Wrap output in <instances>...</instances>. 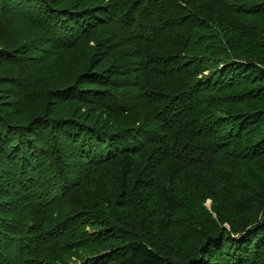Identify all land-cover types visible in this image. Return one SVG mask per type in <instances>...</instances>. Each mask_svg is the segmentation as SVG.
Segmentation results:
<instances>
[{
    "label": "trees",
    "instance_id": "obj_1",
    "mask_svg": "<svg viewBox=\"0 0 264 264\" xmlns=\"http://www.w3.org/2000/svg\"><path fill=\"white\" fill-rule=\"evenodd\" d=\"M230 2L0 0V27L22 26L40 36L20 49L0 50V66L22 71L7 77L19 102L25 103L21 95L31 101L49 67L61 74L63 84L51 81L62 91L61 103L71 107L65 117H38L30 130L11 125L0 110V264H180L129 228L125 215L139 206L180 233L192 222L182 184L192 182L199 194L204 172L222 178L231 163L264 160V135L245 146L256 117L244 119L238 111L214 117L217 99L241 82L231 64H212L213 48L199 36L218 22L208 12L220 7L247 16L264 6L231 9ZM221 23L216 30L226 24L239 44L246 27L233 19ZM86 45L90 62L76 56L77 65H69L67 55ZM58 60H66L65 69ZM83 111L108 126L100 119L87 125ZM112 121L129 127L111 133ZM259 194L264 198V183ZM234 205L245 210L252 202ZM220 240L208 238L199 264H259L263 258L262 240Z\"/></svg>",
    "mask_w": 264,
    "mask_h": 264
},
{
    "label": "rangeland",
    "instance_id": "obj_2",
    "mask_svg": "<svg viewBox=\"0 0 264 264\" xmlns=\"http://www.w3.org/2000/svg\"><path fill=\"white\" fill-rule=\"evenodd\" d=\"M229 1L231 2L228 4V7L231 9L239 7L244 3L247 5H251L253 2L264 3V0ZM61 7H64V5ZM214 8L218 9L208 12L210 16L207 17L218 20L216 23L217 28H220L219 23H227L228 19L240 22L246 27V29H243L245 31L240 43L237 45V39H234L233 33L231 31L227 33V30H225L228 29L226 24L221 25L224 28L221 31L216 30L215 26L209 24V28L203 27L199 33V36H207L208 45L213 48L212 64L214 66L216 64L219 66L222 64L224 66L225 63L231 64L232 66L229 68H233L237 72L241 82L238 87L230 88L229 91L223 93L221 99H217L219 105L216 108L217 115L214 117L217 119L224 116H235V111L240 112V116L244 119L256 117L257 121L249 128L251 131L249 139L246 138L245 140V146L250 147L260 142V138L264 135V6L261 12L247 16H242L241 13L234 11V14H229L230 9L228 8L226 10L219 9L220 7ZM248 31L250 32L247 34ZM18 32L19 34L16 35ZM32 33L33 31L22 26L3 25L0 27V50L8 49L11 51L20 49L23 45H27L31 39L34 40L37 37L33 33L34 37L36 36L34 38ZM92 46L93 43L91 44ZM89 48L90 46L86 45L82 48L83 50L75 52L74 56L67 55L69 65L71 62L77 65L74 61V57L76 56H82L83 62H90L83 55L84 53L89 55L91 52ZM219 56L221 59L218 58ZM199 58L202 60L201 56ZM66 63V60L56 61V64L63 69L66 68ZM76 65L73 66L76 67ZM11 71L22 73V71L19 72L12 65L0 66V92L2 93V95L0 93V110L1 114L9 116L11 125L22 123L27 125L26 130H30L37 124L34 122L40 116L47 117L49 113H53L56 118H61L68 115L71 107L61 103L63 101L59 95L62 91L59 88L56 89L53 86L56 83L51 81L55 79L58 83L63 84L61 74L53 73V69L48 67L45 72L46 74L44 73L43 77L38 80L41 83L36 88L34 87L31 102H25L21 95L23 102H25L23 108V105L18 102L19 94L16 87L7 80ZM67 74L68 71L63 73L66 79L69 77ZM65 83H68V80H65ZM53 90H56V92ZM40 91H42L41 94ZM235 96H240L241 99H233ZM5 100L8 101L6 102ZM81 116L87 125H93L100 119L98 117L95 118V114L88 116L86 111H83ZM106 122L104 118L102 120L103 127L108 126ZM111 124L112 126L114 125L115 129L113 132L126 130L129 127L127 125H119L114 121ZM50 128L51 126H49V130H51ZM227 170L222 178L216 172H204L202 179H199L203 182L199 194H197L199 191L197 186L195 188L190 185L192 182L181 185L183 192L190 194L189 202L191 208L189 212L191 216L189 214L188 216L192 222L191 226L185 224L180 233H174L175 226L173 222L168 224L166 221L160 219L159 214L158 216H154L153 211L142 213L138 210L139 206L134 205L130 208L131 213H128L129 216L125 215V218H127L125 224L129 228L143 232L145 236L149 237L148 242L150 245L155 244L157 248L163 250L164 254H168V257L180 264H199L201 259H203L202 248L208 238L213 236H218L221 239L220 242L226 241L229 245L247 238H256L258 241L262 240L261 244L264 245V198H261L259 194L264 183V160H244L235 165L231 163ZM217 180H219V184L215 183ZM213 183H215V187L210 186ZM155 198L158 200L157 197H153L151 200L155 201ZM236 201L244 202L245 207H248L251 201L252 206L245 210H240L234 205ZM113 205L110 207L112 210L117 211ZM150 206L156 205L151 201ZM184 217L186 218L187 216ZM144 218H146L147 222L146 224H141ZM172 220L176 221L177 219L172 218ZM154 231L159 236H156ZM182 232L185 233V237L181 236ZM195 261L198 262L195 263ZM259 264H264V255Z\"/></svg>",
    "mask_w": 264,
    "mask_h": 264
},
{
    "label": "bare ground",
    "instance_id": "obj_3",
    "mask_svg": "<svg viewBox=\"0 0 264 264\" xmlns=\"http://www.w3.org/2000/svg\"><path fill=\"white\" fill-rule=\"evenodd\" d=\"M31 5H32V4H31ZM43 5H44V4H43ZM37 6H38V5H37ZM44 6H45V5H44ZM30 13H32V12H30ZM29 15H30V14H29ZM22 16H23V15H22ZM28 18H29V17H28ZM9 21H10V20H9ZM41 26H42V25H41ZM42 29H43V28H42ZM45 29H46V28H45ZM39 30H40V25H39ZM46 30H48V29H46ZM34 32H35V31H33V33H34ZM37 32H38V30H37ZM37 32H35L34 34L36 35ZM42 32H43V31H42ZM33 33H32V34H33ZM38 33H39V32H38ZM38 33H37V34H38ZM18 34H19V32H18L16 35H18ZM32 34H31V35H32ZM34 34H33V37H34ZM5 35H6V34H5ZM13 35H14V34H13ZM8 36H9V35H8ZM26 36H27V35H26ZM36 36L38 37L39 35H36ZM36 36H35V37H36ZM44 36H45V35H44ZM44 36H43V37H44ZM35 37H34V38H35ZM46 37H48V36H46ZM50 37H51V36H50ZM11 38H12V37H11ZM14 38H15V37H14ZM23 38H24V36H23ZM27 38H28V37H27ZM30 38H31V37H30ZM6 39H7V38H6ZM6 39H5V42H6ZM8 39H9V37H8ZM8 39H7V40H8ZM37 39L40 40V36H39V38H37ZM10 40H11V39H10ZM17 40H18V39H17ZM31 40H32V39H31ZM12 41H13V40H12ZM43 41H44V40H43ZM56 41H58V40H56ZM31 42H32V41H31ZM37 42H38V41H37ZM45 42H46V41H45ZM45 42H44V43H45ZM21 43H22V41H21ZM33 43H34V42H33ZM45 44H46V43H45ZM12 45H13V44H12ZM34 45H36V44H34ZM34 45H32L33 48H34ZM41 46H42V45H41ZM47 46H48V45H47ZM49 46H50V45H49ZM49 46H48V47H49ZM30 47H31V46H30ZM43 47H44V46H43ZM35 48H36V47H35ZM40 48H41V47H40ZM42 49H43V48H42ZM46 49H47V48H46ZM46 49H45V50H46ZM28 50H29V49H28ZM44 52H45V51H44ZM26 53H27V52H26ZM34 53H35V52H34ZM32 54H33V53H32ZM12 55H13V54H12ZM36 55H37V54H36ZM43 55H44V54H43ZM28 56L30 57V54H29ZM37 56H39V55H37ZM20 57H21V56H20ZM44 57H45V56H44ZM44 57H43V58H44ZM59 58H60V57H59ZM41 59H42V58H41ZM12 65H13V64H12ZM60 68H61V67H60ZM2 70H3V69H2ZM7 70H8V68H7ZM9 71H10V70H9ZM57 72H58V71H57ZM14 73H15V72H14ZM22 75H23V74H22ZM5 76H6V75H5ZM59 77H60V76H59ZM64 77H65V76H64ZM4 78H5V77H4ZM57 79H58V78H57ZM60 79H61V78H60ZM67 79H68V78H67ZM13 80H14V79H13ZM53 80H54V79H53ZM27 83H28V82H27ZM77 84H78V83H77ZM88 86H89V85H88ZM3 87H4V86H3ZM28 87H30V86H28ZM28 87H27V89H28ZM97 88H98V87H97ZM88 90H89V89H88ZM24 91H25V90H24ZM2 92H3V91H2ZM0 93H1V92H0ZM1 95H2V93H1ZM5 95H6V94H5ZM15 96H16V95H15ZM27 96H28V95H27ZM20 97H21V96H20ZM3 98H4V97H3ZM18 100H19V99H18ZM27 100H29V99H27ZM5 101H6V100H5ZM7 101H8V100H7ZM7 101H6V102H7ZM11 101H12V100H11ZM12 102H14V101H12ZM18 102H19V101H18ZM18 102H17V103H18ZM25 102H27V101H25ZM30 102H31V101H30ZM20 103H21V102H20ZM23 104H24V103H23ZM30 105H31V104H30ZM17 106H19V105H17ZM20 106H21V105H20ZM23 108H24V105H23ZM23 108H22V109H23ZM21 111H22V110H21ZM23 111H24V110H23ZM25 113H27V111H25ZM26 115H27V114H26ZM15 117H16V116H15ZM16 119H17V118H16ZM19 119H20V118H19ZM19 119H18V120H19ZM16 121H17V120H16ZM17 122H19V121H17ZM116 129H117V128H116ZM108 130H110V128H109ZM112 131H113V130H112ZM112 131H111V133H112ZM111 151H112V150H111ZM127 153H128V152H127ZM54 158H55V157H54ZM62 159H63V158H62ZM56 160H57V159H56ZM57 161H58V160H57ZM117 161H118V160H117ZM50 162H51V161H50ZM58 162H59V161H58ZM119 162H120V161H119ZM124 162H125V161H124ZM41 163H42V162H41ZM54 163H55V162H54ZM53 166H54V165H53ZM55 166H57V165H55ZM113 166H114V165H113ZM51 167H52V166H51ZM61 167H62V166H61ZM57 168H58V167H57ZM116 168H117V167H116ZM118 168H119V167H118ZM113 170H114V169H113ZM135 170H136V168H135ZM134 174H135V173H134ZM142 175H143V173H142ZM123 178H124V177H123ZM115 180H116V179H115ZM53 258H54V257H53Z\"/></svg>",
    "mask_w": 264,
    "mask_h": 264
}]
</instances>
